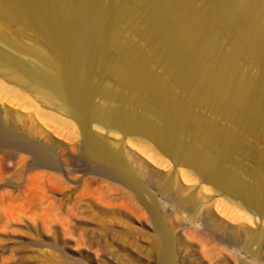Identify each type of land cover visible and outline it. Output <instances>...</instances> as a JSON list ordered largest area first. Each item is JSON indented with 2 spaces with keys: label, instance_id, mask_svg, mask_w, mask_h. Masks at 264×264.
<instances>
[{
  "label": "bare ground",
  "instance_id": "6f19581e",
  "mask_svg": "<svg viewBox=\"0 0 264 264\" xmlns=\"http://www.w3.org/2000/svg\"><path fill=\"white\" fill-rule=\"evenodd\" d=\"M0 20L24 25L43 44L27 49L0 33L17 55L33 52L26 61L0 49V78L43 108L34 107L23 135L12 127L20 114L0 106V149L25 153L50 178L87 159L93 174L147 201L160 264H176L174 235L147 186L199 218L214 242L235 248L245 237V246L263 251L264 229L252 232L247 223L248 211L264 222V154L248 141H264V0H0ZM139 33L144 44L133 40ZM245 61L254 74L245 73ZM241 152L257 154L258 165L239 159ZM59 184L48 185L51 195ZM111 200L98 199L108 207ZM184 236L206 255L207 237ZM229 260L237 264V254Z\"/></svg>",
  "mask_w": 264,
  "mask_h": 264
},
{
  "label": "rangeland",
  "instance_id": "374dc122",
  "mask_svg": "<svg viewBox=\"0 0 264 264\" xmlns=\"http://www.w3.org/2000/svg\"><path fill=\"white\" fill-rule=\"evenodd\" d=\"M0 21V33L9 41L33 50L43 45L41 38L24 25ZM133 40L144 44L140 33L133 36ZM0 49L26 61H30L33 54L31 51V56L21 57L16 54L21 55L19 51L7 49L5 43H0ZM243 67L246 74L256 71V66L249 61H245ZM0 82V106L20 114L22 121L13 123L12 127L17 133L27 135L23 125L31 122L29 116L33 115L35 106L43 109L41 102L29 91L3 78ZM3 118L0 112V121ZM32 122L38 123L41 129L46 127L43 121L33 119ZM71 122L80 134V126ZM79 138V146L76 145L75 152H72L76 156L81 150V136ZM248 141L264 154V141L254 137H249ZM257 157V154L249 157L241 152L239 159L253 168L259 163ZM30 160L31 157L23 152L0 149V264H160L159 231L146 206L147 201L140 202L122 184L93 174L87 159L79 157L71 161L68 171L53 172L54 176H60H53L54 179L45 171L33 168ZM55 182H60L63 190L51 195L48 185ZM209 187L207 194L212 203H216L219 197H216L214 186ZM146 190L161 205L163 220L173 232L176 264H233L229 256L234 252L238 257L237 264H264V249L260 251L258 245L245 246V237H240L241 244L235 248L222 240L214 242L211 236L203 235L206 230L199 218L180 210L176 203L167 200L155 188L147 186ZM109 197L112 199L109 207L98 201ZM221 198L220 201L224 199L219 202L221 205L228 203L226 205L231 207L226 197ZM238 205L232 206L237 211H245ZM127 209L140 211L134 214ZM248 212L254 217L251 223H247L250 230L264 229V222L256 220L253 211ZM61 225L67 228L63 229ZM184 232L204 240L207 237L205 256L199 244L186 238Z\"/></svg>",
  "mask_w": 264,
  "mask_h": 264
}]
</instances>
